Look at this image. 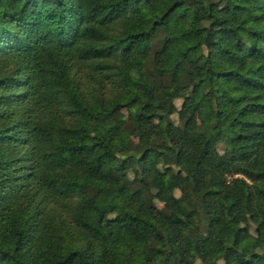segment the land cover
<instances>
[{
  "label": "trees",
  "instance_id": "obj_1",
  "mask_svg": "<svg viewBox=\"0 0 264 264\" xmlns=\"http://www.w3.org/2000/svg\"><path fill=\"white\" fill-rule=\"evenodd\" d=\"M160 257L264 264V0H0V264Z\"/></svg>",
  "mask_w": 264,
  "mask_h": 264
},
{
  "label": "rangeland",
  "instance_id": "obj_2",
  "mask_svg": "<svg viewBox=\"0 0 264 264\" xmlns=\"http://www.w3.org/2000/svg\"><path fill=\"white\" fill-rule=\"evenodd\" d=\"M177 105L180 106V102H177ZM121 118L123 119H126L128 118V112L126 110H123L122 113H121ZM176 118V117H175ZM102 121L104 123V125L106 126V128L110 131H113L114 128H115V124H116V121H115V118L114 117H103L102 118ZM196 123H198V120H196ZM126 139L128 141V143L132 146V147H135L136 144H137V141H138V136L134 135H126ZM224 145H220V149L223 148ZM151 189H152V192L153 194H157L158 193V190H159V187H158V183L157 182H153L152 185H151ZM179 194V192H178ZM154 203L159 207V208H162L163 207V204L157 200L154 201ZM197 223L196 221V218L193 217L191 219V224L193 226H195ZM165 259L163 257H160L158 258L157 260H155V262L153 264H165ZM196 264H203L200 260H197L196 261ZM217 264H225L224 261H219Z\"/></svg>",
  "mask_w": 264,
  "mask_h": 264
}]
</instances>
